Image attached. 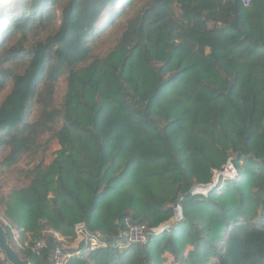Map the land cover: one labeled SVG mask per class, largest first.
I'll return each mask as SVG.
<instances>
[{"label":"trees","instance_id":"obj_1","mask_svg":"<svg viewBox=\"0 0 264 264\" xmlns=\"http://www.w3.org/2000/svg\"><path fill=\"white\" fill-rule=\"evenodd\" d=\"M4 90L0 224L21 259L52 264L84 224L104 247L67 264H264V0H0ZM228 160L236 178L193 193Z\"/></svg>","mask_w":264,"mask_h":264},{"label":"built area","instance_id":"obj_2","mask_svg":"<svg viewBox=\"0 0 264 264\" xmlns=\"http://www.w3.org/2000/svg\"><path fill=\"white\" fill-rule=\"evenodd\" d=\"M227 1V0H224ZM238 1L241 5L248 9L252 5V0H231ZM237 177V171L231 162L228 160L226 164L219 170H212V180L207 186L194 187V194L206 195L210 189L215 187V181H228ZM213 179H215L213 181ZM213 181V182H212ZM219 184V183H218ZM178 207V206H177ZM123 227L126 235L127 244L133 245H145L148 240V229L142 224L133 223L129 218L124 219ZM159 228V227H158ZM157 228V229H158ZM170 228V227H169ZM157 229L153 230V233H157ZM75 240L85 245L86 250L94 251L99 247H104V244L100 243V239L96 235L89 233L84 224H77L74 227ZM46 247V242L43 238L36 240L31 247V250L39 256ZM79 249L75 255H79ZM72 254L66 251L62 246L56 247L52 253V264H67Z\"/></svg>","mask_w":264,"mask_h":264},{"label":"rangeland","instance_id":"obj_3","mask_svg":"<svg viewBox=\"0 0 264 264\" xmlns=\"http://www.w3.org/2000/svg\"><path fill=\"white\" fill-rule=\"evenodd\" d=\"M106 20H107V17L102 18V20H101L102 26H103V24H105V23L107 22ZM118 21H119V19H116L115 23L118 22ZM100 25H101V24H99V26H100ZM119 28H120V27H119ZM55 29H56L55 26H54V27H50V28H46L45 30H42L41 33H39L38 37L41 38V39H44V38L47 37L48 34L52 33ZM112 29H113V28H110V31H112ZM119 31H120V29H119ZM120 33H121V31H120V32H117L116 35H111L110 38L108 37V38L105 40V43H107V42H109V41L114 42V40L117 38V36H120ZM101 47H102V46H101ZM101 47L98 46V47L95 49V53H97V54H102V53L104 52V49H100ZM6 93H7L6 90H4L3 92H0V102H1V100L4 98V96L6 95ZM64 93H65V82H64L63 79H61V80L58 82V84H57V86H56V88H55L54 95H53V99H54V104H55V105H57V104L60 102V100H61L62 96L64 95ZM47 141H48L49 144L46 146V150L44 151L43 154H44V160H45V162H46V163H49V162L51 161V159H52V155H53V153H54L55 151H57V150L59 149V147L57 146V144H56L54 141H50V142H49V138L47 139ZM40 147L42 148V150L45 149V145H44L43 142L40 143L39 149H40ZM29 159H30L29 156H25V157L21 158V159L19 160V165H18V166L23 167V166L29 161ZM14 175H15V174L12 173V174H9L8 177H9V178H12ZM214 180H215V179H213V181H214ZM213 181H212V182H213ZM218 183H219V181H215V185H217ZM9 184H10V180H7V178L4 180V184H3V183H2V184L0 183V193H1V191H6V192H7V189H8ZM176 208H177V206L172 210V211H173V214H174ZM175 222H176V221H174V222L171 224L170 227H172V228L174 227V228H175V227L178 225V224L175 223ZM14 243H15L16 245H18V238H17V235L14 236ZM28 243H29V240L26 241L25 246H28ZM81 244H82V243H79L78 246H77V248H75V249L69 248L67 245H65V243L62 244L61 246H62L66 251H78V249H79V252L81 253V252H82V251H81V247H80ZM83 250H86V248L84 247ZM165 256L167 257V261H168V262H166L165 264H175L174 262H172V258H171L170 256H168V255H165Z\"/></svg>","mask_w":264,"mask_h":264},{"label":"water","instance_id":"obj_4","mask_svg":"<svg viewBox=\"0 0 264 264\" xmlns=\"http://www.w3.org/2000/svg\"><path fill=\"white\" fill-rule=\"evenodd\" d=\"M177 211L179 212V217L177 216ZM176 221L175 223L179 224L182 221V210L178 206L173 214V216L166 221L165 223L161 224L157 229V233H162L168 231L171 224ZM0 253L3 254L6 262L8 264H30L27 259H21L19 255L15 252L12 246L9 244L6 232L3 226L0 224Z\"/></svg>","mask_w":264,"mask_h":264},{"label":"crops","instance_id":"obj_5","mask_svg":"<svg viewBox=\"0 0 264 264\" xmlns=\"http://www.w3.org/2000/svg\"><path fill=\"white\" fill-rule=\"evenodd\" d=\"M79 243L80 242L78 240L74 239L70 244H65V245H67L69 248L75 249V248H77ZM62 244H64V243H62Z\"/></svg>","mask_w":264,"mask_h":264}]
</instances>
